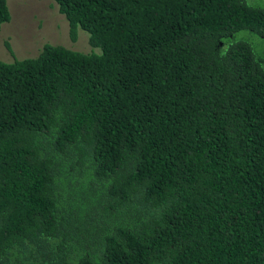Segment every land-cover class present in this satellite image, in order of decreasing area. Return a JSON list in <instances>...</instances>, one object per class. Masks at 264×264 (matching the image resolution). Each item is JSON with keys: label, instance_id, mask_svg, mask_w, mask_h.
Returning a JSON list of instances; mask_svg holds the SVG:
<instances>
[{"label": "trees", "instance_id": "1", "mask_svg": "<svg viewBox=\"0 0 264 264\" xmlns=\"http://www.w3.org/2000/svg\"><path fill=\"white\" fill-rule=\"evenodd\" d=\"M53 1L89 47L0 59V264H264V0Z\"/></svg>", "mask_w": 264, "mask_h": 264}, {"label": "rangeland", "instance_id": "2", "mask_svg": "<svg viewBox=\"0 0 264 264\" xmlns=\"http://www.w3.org/2000/svg\"><path fill=\"white\" fill-rule=\"evenodd\" d=\"M7 6L10 18L0 25L1 60H11V54L18 58L35 56L44 43L88 49L84 31L78 30L75 39H70L66 20L53 0H7Z\"/></svg>", "mask_w": 264, "mask_h": 264}]
</instances>
